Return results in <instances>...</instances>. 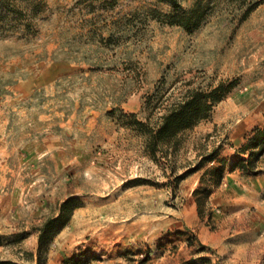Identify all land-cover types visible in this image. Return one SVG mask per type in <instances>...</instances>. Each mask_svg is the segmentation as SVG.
I'll list each match as a JSON object with an SVG mask.
<instances>
[{
  "label": "rangeland",
  "instance_id": "1",
  "mask_svg": "<svg viewBox=\"0 0 264 264\" xmlns=\"http://www.w3.org/2000/svg\"><path fill=\"white\" fill-rule=\"evenodd\" d=\"M178 2L204 12L192 33L168 22L176 10L163 0H0V108L24 84L35 87L16 114L18 141L34 138L25 136L31 127L40 140L69 117L77 133L75 178L61 176L53 191L0 192V262L264 264V222L209 249L198 236L188 244L185 233L197 230L188 226L191 180L201 176L197 187L213 189L212 171L223 159L231 171L264 127V0ZM220 84L230 91L209 118L175 148L150 152L137 120L156 125L189 89ZM240 127L244 141L235 137ZM214 150L217 158L204 160ZM41 163L26 169L28 181ZM256 165L233 171H262L264 154ZM69 196L82 206L40 252V228Z\"/></svg>",
  "mask_w": 264,
  "mask_h": 264
},
{
  "label": "crops",
  "instance_id": "2",
  "mask_svg": "<svg viewBox=\"0 0 264 264\" xmlns=\"http://www.w3.org/2000/svg\"><path fill=\"white\" fill-rule=\"evenodd\" d=\"M16 96L0 108V192L2 198H7L8 192L28 190L53 191L58 190L62 183L60 177L70 181L76 176L77 139L75 119L68 118L62 126L44 128L43 137L38 140L37 130L33 127L25 134L34 136L24 144L18 141L16 114L23 110L21 101L30 97L35 90L34 84H24ZM25 131H28L24 129ZM247 129L240 127L236 138L244 141ZM23 150H28L23 152ZM43 160L44 171H39L37 180L28 181L30 175L26 171L30 166L40 167L38 160ZM37 164V165H36ZM56 168L54 172L53 168ZM258 173H243L230 171L226 168L223 181L214 185L206 204V214L198 213V203L194 191L200 182V177H194L188 188V206L191 212L188 226L197 228L196 233L187 230L188 244L194 243L193 236H198L202 247H218L222 240L235 233L259 230L264 220V167ZM56 174V175H55ZM56 176L58 181H54ZM187 180V178H186ZM4 196V197H3ZM70 197V196H69ZM66 197L64 201L69 198ZM220 209V212L216 210ZM210 214L212 217L210 218ZM210 222L217 225L212 229ZM192 235V237L190 236ZM192 241V242H191ZM197 242V241H196ZM204 243H207L205 245Z\"/></svg>",
  "mask_w": 264,
  "mask_h": 264
},
{
  "label": "trees",
  "instance_id": "3",
  "mask_svg": "<svg viewBox=\"0 0 264 264\" xmlns=\"http://www.w3.org/2000/svg\"><path fill=\"white\" fill-rule=\"evenodd\" d=\"M114 4L115 0H107ZM169 2L176 10L173 14H168V22L184 27L192 33L200 26L204 17V12L198 4L190 10H182L178 0H163ZM230 91V87L220 84L211 90L202 88L189 89L181 100L166 107V111L160 117L156 125L149 122L137 120L138 129L147 137V147L151 153L156 154L162 145L176 147L177 138L180 134L198 125L202 120L210 117L213 108L222 101ZM248 154V157L246 156ZM264 154V127H256L247 142L240 148V156L230 165L231 171L240 168L244 171H255L257 161ZM218 156V150H214L204 160H214ZM227 168L226 160L221 161V166L212 171V185H219L223 181ZM185 175V174H184ZM182 175L181 177H184ZM212 193L211 187H197L194 196L198 203V211L201 217L206 214V204ZM82 201L76 197L66 199L60 207L58 215L50 217L40 228L39 248L42 252L49 241L63 229L74 212L82 206ZM212 214H210V218ZM1 237V236H0ZM1 243V240H0ZM8 262H0L7 264ZM64 264H79V261L70 258Z\"/></svg>",
  "mask_w": 264,
  "mask_h": 264
}]
</instances>
